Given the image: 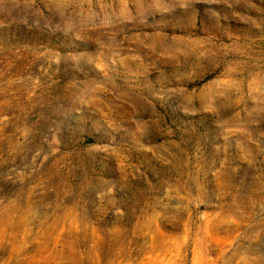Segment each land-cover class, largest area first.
I'll return each mask as SVG.
<instances>
[{
  "label": "rangeland",
  "instance_id": "1",
  "mask_svg": "<svg viewBox=\"0 0 264 264\" xmlns=\"http://www.w3.org/2000/svg\"><path fill=\"white\" fill-rule=\"evenodd\" d=\"M0 264H264V0H0Z\"/></svg>",
  "mask_w": 264,
  "mask_h": 264
}]
</instances>
